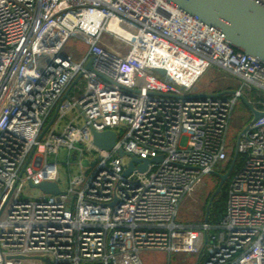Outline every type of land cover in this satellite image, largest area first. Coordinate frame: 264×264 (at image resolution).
I'll return each instance as SVG.
<instances>
[{
	"label": "built area",
	"instance_id": "1",
	"mask_svg": "<svg viewBox=\"0 0 264 264\" xmlns=\"http://www.w3.org/2000/svg\"><path fill=\"white\" fill-rule=\"evenodd\" d=\"M71 37L89 45L80 60L63 53ZM212 66L239 87L197 93ZM243 96L264 112V62L166 0H0V264H143L145 250L264 264V115L238 136L244 161L217 224L199 197L206 176L225 173ZM57 107L64 126L40 137ZM107 130L116 144L100 149L93 132ZM61 148L69 170L88 161L65 190L50 159ZM131 156L161 160L127 173ZM43 182L59 193L21 198ZM185 199L191 223L177 219Z\"/></svg>",
	"mask_w": 264,
	"mask_h": 264
},
{
	"label": "water",
	"instance_id": "2",
	"mask_svg": "<svg viewBox=\"0 0 264 264\" xmlns=\"http://www.w3.org/2000/svg\"><path fill=\"white\" fill-rule=\"evenodd\" d=\"M176 6L181 11L191 15L196 20L211 28L223 36L234 48L241 49L245 53L253 55L264 62V4L259 0H166ZM88 69L93 70L91 64L87 65ZM163 73V70H159ZM81 78L78 76L68 88L67 92L59 104L68 97L70 90ZM233 93L232 90H224L213 95H225ZM244 102L250 108L253 114L252 121H256L264 112L255 109L247 100L242 97ZM59 107V105H58ZM58 107L55 110L51 120L48 122L40 137L54 123ZM117 141V135L113 130L103 132H93V143L100 149H110ZM120 156L130 155L124 150L119 151ZM238 148H235L233 159L228 170L225 173L214 172L219 177V183L212 193L210 200L205 209V221L208 220L210 207L215 197L220 193L224 183L230 176L236 160L238 159ZM127 173L134 168L135 163H141L138 166L139 171L146 170L148 163L160 161L161 158L151 160L140 159L131 156ZM47 193H59L57 183L43 182L36 186Z\"/></svg>",
	"mask_w": 264,
	"mask_h": 264
},
{
	"label": "rangeland",
	"instance_id": "3",
	"mask_svg": "<svg viewBox=\"0 0 264 264\" xmlns=\"http://www.w3.org/2000/svg\"><path fill=\"white\" fill-rule=\"evenodd\" d=\"M89 45L83 42L82 40L71 37L64 50V54H74L76 60L82 59L88 52ZM239 87V80L234 76L226 73L225 71L212 66L206 73L198 80L194 85L193 89L197 93H214L220 92L222 90H235ZM244 94L247 96V89L244 90ZM253 114L247 104L242 98L238 99L234 105L231 118L229 121V126L227 130V142L230 147L236 148L237 139L241 131L249 124L252 120ZM65 119L61 120L57 118L53 129L61 130L65 124ZM182 145L186 143V137L184 136L181 140ZM67 153L64 148L60 149V153L57 156H53L50 159L56 161L59 164V180L61 189H66L68 184V177L71 173L72 175L78 173L82 167H86L87 159H82L81 167L78 163H72L71 169L69 170L66 165ZM217 171H225V162L216 165ZM70 172V173H69ZM206 186L205 191L202 194H199L200 199L204 198L207 193L214 188L216 184L219 183V179L216 175L210 174L206 176ZM43 195L42 191L38 187L30 186L26 184L22 190L21 198L23 199H36ZM192 207L193 201L185 199L180 204V210L178 215V222L181 223H191L192 217ZM222 217V216H221ZM194 222V221H193ZM197 254L192 253H183L177 252L172 253L169 256V253L161 250H145L141 253L140 259L143 264H197ZM117 261L119 264H130V262L125 261L122 256H117Z\"/></svg>",
	"mask_w": 264,
	"mask_h": 264
},
{
	"label": "trees",
	"instance_id": "4",
	"mask_svg": "<svg viewBox=\"0 0 264 264\" xmlns=\"http://www.w3.org/2000/svg\"><path fill=\"white\" fill-rule=\"evenodd\" d=\"M234 147H230L229 146V150H228V156L227 159L225 161V171H221V172H226L230 166V163L233 159L234 156ZM244 159L242 156H238V159L236 160L235 166L229 176V178L226 180V182L224 183L220 193L215 197V199L212 202V205L210 207V211H209V217H208V222L211 225H215L219 222L221 216L223 215L225 209H226V203H227V197H228V187H229V183H230V178L231 176L234 174V172H236L237 169L240 168V166L242 165ZM215 175V174H214ZM217 176V175H216ZM217 178L219 179V177L217 176ZM220 180V179H219ZM218 184H216L214 186L213 189H211L207 195L203 198L202 197V201H203V212L205 213V209L206 206L210 200V197L212 195V193L214 192V190L216 189ZM205 191V189L202 190V192ZM202 192L200 194H202Z\"/></svg>",
	"mask_w": 264,
	"mask_h": 264
},
{
	"label": "crops",
	"instance_id": "5",
	"mask_svg": "<svg viewBox=\"0 0 264 264\" xmlns=\"http://www.w3.org/2000/svg\"><path fill=\"white\" fill-rule=\"evenodd\" d=\"M168 253V252H167ZM172 254V253H171ZM169 254V256L171 255ZM202 260H203V257H201V255H198L197 257V264H202Z\"/></svg>",
	"mask_w": 264,
	"mask_h": 264
}]
</instances>
